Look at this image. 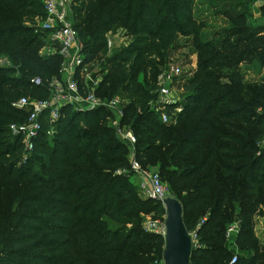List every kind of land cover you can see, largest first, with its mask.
<instances>
[{
  "label": "trees",
  "instance_id": "16d2710c",
  "mask_svg": "<svg viewBox=\"0 0 264 264\" xmlns=\"http://www.w3.org/2000/svg\"><path fill=\"white\" fill-rule=\"evenodd\" d=\"M196 2L77 0L75 27L87 60L106 52L108 31L133 37L102 61L97 93L128 96L124 122L137 137L136 159L167 181L187 229L197 232L191 264H229L238 248L246 253L235 264H264L255 231L257 214L264 215V147H257L264 81H245L239 71L251 59L264 67V27L254 17L248 22L252 0H203L228 21L220 35H209ZM44 15L42 0H0V58L11 63L0 65V135L8 140L0 150V264H159L165 240L145 229L144 216L165 219V207L131 179L129 148L106 108L67 106L57 134L49 136L45 123L32 155L18 158L24 146L10 125L28 114L12 103L47 97L48 82L61 76L62 56L39 54L46 33L34 30L35 17ZM181 35L194 36L198 63L178 123L165 125L151 108L154 84L182 48ZM36 76L43 86L32 84ZM235 222L233 242L226 233Z\"/></svg>",
  "mask_w": 264,
  "mask_h": 264
},
{
  "label": "built area",
  "instance_id": "2783aa9c",
  "mask_svg": "<svg viewBox=\"0 0 264 264\" xmlns=\"http://www.w3.org/2000/svg\"><path fill=\"white\" fill-rule=\"evenodd\" d=\"M42 2L45 15L36 18L34 27L36 32L46 33L40 55L42 57L61 55L63 58L61 76H55L48 82L50 93L47 97L24 95L12 103L14 108L27 112L28 117L22 123L10 125L11 133L21 137L25 155L30 156L45 123L49 125L47 130L49 136L57 134L58 124L64 118V109L67 106H73L75 110L84 113L106 108L109 112L107 117L109 125L114 127L117 138L129 148L130 170L134 176L140 178L141 192L147 198L162 202L170 195L169 187L163 183L158 171L143 168L136 159L137 137L134 131L124 123L125 98L118 94L106 99L97 93L98 87L104 80L105 72L97 71L98 69L91 71L93 63L86 58L84 44L74 24L73 11L77 0H42ZM110 41L111 38L108 36L107 48L111 51L113 44ZM7 63H10V60L6 57L0 58V65L4 66ZM181 74L182 70L179 66H170L167 71L159 74L156 81L154 90L156 100L151 101V108L162 124H177L180 113L184 109V87L189 77H182ZM31 82L38 87L44 85L43 79L39 76L34 77ZM123 172L128 171L125 169ZM144 226L150 232L161 234L163 237L165 235V219L162 223L148 219L145 220ZM238 232L239 224L237 222L231 224L226 233L228 240L234 242ZM190 233L195 247L199 242L197 232ZM237 260V255H234L229 264H235ZM159 264H165L163 258Z\"/></svg>",
  "mask_w": 264,
  "mask_h": 264
},
{
  "label": "rangeland",
  "instance_id": "374dc122",
  "mask_svg": "<svg viewBox=\"0 0 264 264\" xmlns=\"http://www.w3.org/2000/svg\"><path fill=\"white\" fill-rule=\"evenodd\" d=\"M201 1H203V0H198L196 2V9H197L196 14H197L198 19L206 24V31L205 32H207V34H209V35L210 34L220 35V32L224 31V29L226 28L228 21H226L225 18H223V16L217 15V13L214 11V9H212L210 7L209 4H205ZM252 1H253L252 6L250 7L248 4V6L246 7V12L249 16L248 22L251 25L254 24L253 18H252V17H254V11H256L258 14H260L259 13V7H261V5L264 4V0H252ZM250 13H252V14H250ZM36 18H37V16L35 17V21H36ZM73 18H74V24H75L76 23L75 9L73 11ZM256 23H257V25L260 24V25H262V27H264V16L262 14H260V17L258 18ZM108 36L111 38L110 43L113 44V48L111 51L108 48H106V52L101 51L97 57L93 58L94 60H92V59L89 60L93 63L92 64L93 67H92L91 71L93 69H98L97 71H100L103 67H106V66L101 65L102 61L108 55L115 53V51L118 48H121L123 46H128L131 42V39H133L132 36L128 37L126 30H124L122 28L112 29V30L108 31L106 38H108ZM231 40H232V38H231ZM177 41L182 45V48L180 50L176 51L172 55L171 62L168 61V59H167V62H165V65L161 66L160 73H162L163 71L164 72L167 71V69H169L170 66H175V67L179 66L182 70V74H181L182 77H185V78L191 77L193 72L196 70L197 63H198L197 53L195 51H193L195 38H194V36L186 37V36L181 35L179 38H177ZM42 47L40 48V50L42 49ZM40 50H39V54H40ZM10 64L11 63H7L4 66H9ZM62 65H63V60L61 61L60 68ZM60 71H61V69H60ZM239 71L244 75L245 81H262V80L264 81V67H262V68L258 67L253 62V59H251L249 62L241 63L239 66ZM103 72H105V71H103ZM159 74H158V76H159ZM158 76H157V79H158ZM157 79H156V81H157ZM154 85H156V82ZM123 97L125 98L126 103H127L129 100L128 96H123ZM257 139L258 140L260 139L257 142V147L259 149L263 148L264 147V132H263L262 136L260 135ZM7 143H8L7 137L0 135V150L4 149L7 146ZM18 158L22 161H25V159L27 158V155H25V151H24V154H19ZM130 158H131V153H130ZM36 163L37 164H35L34 169L39 167V162H36ZM131 179L137 185H139V182H140L139 177L132 175ZM163 183L166 186H168V183H167V181H165V179H163ZM154 216H155L154 213L147 214L144 216V220L154 219V220H157L159 223H162L164 221V219L161 216H158L157 218H154ZM255 231L257 233L256 235L260 239L261 246L264 247V215L257 214ZM242 253L244 254V253H246V251L240 250V248H238L236 251V254L241 255Z\"/></svg>",
  "mask_w": 264,
  "mask_h": 264
},
{
  "label": "water",
  "instance_id": "95a60500",
  "mask_svg": "<svg viewBox=\"0 0 264 264\" xmlns=\"http://www.w3.org/2000/svg\"><path fill=\"white\" fill-rule=\"evenodd\" d=\"M162 203L166 210L163 261L165 264H191L194 243L184 222L183 205L171 195L165 197Z\"/></svg>",
  "mask_w": 264,
  "mask_h": 264
},
{
  "label": "crops",
  "instance_id": "0c3cea01",
  "mask_svg": "<svg viewBox=\"0 0 264 264\" xmlns=\"http://www.w3.org/2000/svg\"><path fill=\"white\" fill-rule=\"evenodd\" d=\"M259 13L261 14V7H259ZM260 14H258L256 11H254V19H258L260 17Z\"/></svg>",
  "mask_w": 264,
  "mask_h": 264
}]
</instances>
